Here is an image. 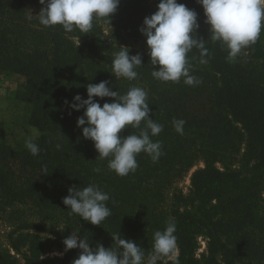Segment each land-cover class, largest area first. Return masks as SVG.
Returning a JSON list of instances; mask_svg holds the SVG:
<instances>
[{"label": "trees", "instance_id": "1", "mask_svg": "<svg viewBox=\"0 0 264 264\" xmlns=\"http://www.w3.org/2000/svg\"><path fill=\"white\" fill-rule=\"evenodd\" d=\"M158 3L121 0L111 23L94 19L89 32L66 33L61 26L39 24L33 16L44 7L39 0H0V73L23 80L17 99L28 106L30 124L39 133L31 139L40 149L36 156L26 148L28 140L0 137V220L15 228L13 234L22 232L11 237V246L18 254L28 247L25 264H73L80 250L65 251L63 244L72 232L92 248L115 246L112 236H121L135 241L147 258L154 233L170 220L176 225L178 256L174 250L157 264H264V30L234 62L218 42H206V64L193 49L188 59L190 74L200 81L196 86L183 78L161 82L152 76L146 37L139 30ZM178 3L197 13V38L208 40L202 6L196 0ZM120 46L142 56L135 80L112 73ZM102 81L121 95L132 87L144 89L150 118L163 126L152 137L162 145L160 158L139 154L137 169L127 176L98 158L94 143L77 126L83 110L66 104L76 95L87 99V85ZM95 100L101 106L113 102ZM174 119L186 121L183 134L175 131ZM133 131L139 129L126 128L120 135ZM200 163L204 167L194 172L185 195L179 184ZM89 184L110 196L111 215L99 226L70 215L63 204L69 188ZM32 230H51L55 240L23 233ZM202 235L207 252L198 258ZM54 248L63 257L44 259ZM0 264L19 262L0 251Z\"/></svg>", "mask_w": 264, "mask_h": 264}, {"label": "clouds", "instance_id": "2", "mask_svg": "<svg viewBox=\"0 0 264 264\" xmlns=\"http://www.w3.org/2000/svg\"><path fill=\"white\" fill-rule=\"evenodd\" d=\"M41 8L38 22L44 27L61 26L66 33L74 30L89 32L94 19L111 23L121 0H39ZM202 6L210 26V38H197L198 15L178 0H159L157 10L145 17L139 29L146 37L148 55L153 66L152 76L161 82H183L196 86L199 80L190 74L188 54L197 49L200 63L206 64L209 50L206 42H218L227 50V59L234 62L242 50L254 43L264 30V0H196ZM32 17H29L31 19ZM143 66L140 54L130 55V49L120 46L114 53L112 73L116 79L135 80L137 67ZM158 66V68H157ZM108 81L87 85V99L76 95L72 102L66 101L72 111L83 115L78 117L77 126L82 129L84 139L94 143L99 159H108V169L119 176H127L138 167L136 157L147 154L156 161L162 155L159 141L152 137L163 131V126L150 118L151 108L147 103V92L140 87L130 88L126 94L113 91ZM110 98L101 106L95 98ZM175 131L183 134L186 121L174 119ZM143 124V127H142ZM126 128L139 129L127 136L120 133ZM59 148L60 146L57 145ZM26 148L33 156L39 154V146L32 140ZM46 171V169H45ZM99 171V169H96ZM69 195L63 199L69 214L78 215L83 221L99 226L111 215L107 206L108 193L98 186L69 188ZM176 225L169 221L163 231H156L150 254L135 241L121 236H112L114 245L105 248L97 244L90 246L86 238L72 232L63 241L65 251L79 249L80 255L73 264H157L164 257H171L176 248Z\"/></svg>", "mask_w": 264, "mask_h": 264}, {"label": "rangeland", "instance_id": "3", "mask_svg": "<svg viewBox=\"0 0 264 264\" xmlns=\"http://www.w3.org/2000/svg\"><path fill=\"white\" fill-rule=\"evenodd\" d=\"M134 48L145 50L142 45H134ZM23 80L12 74L0 73V137L9 141L17 140H31L38 136V131L30 124L29 108L26 104L17 99L18 90L21 88ZM245 149V147H243ZM244 151V150H243ZM204 167L200 163L194 167L188 174L187 178L179 184L185 195L190 193L191 179L194 172L199 168ZM31 219H34L31 218ZM49 229V228H48ZM15 232V228L11 227L8 222L0 220V251H9L17 259L19 264H25L24 255L28 251L27 246H22L20 254H18L11 246V237L17 239L22 232ZM23 233H31L46 239L55 240L51 234V230L37 231L32 230L23 231ZM46 254L44 259L62 258L63 253L58 248H54ZM207 252V238L205 236L199 237V250L197 253L198 258ZM178 256V250H175L173 257Z\"/></svg>", "mask_w": 264, "mask_h": 264}]
</instances>
